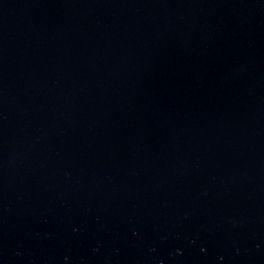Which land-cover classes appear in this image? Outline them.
Here are the masks:
<instances>
[{"label":"water","instance_id":"water-1","mask_svg":"<svg viewBox=\"0 0 264 264\" xmlns=\"http://www.w3.org/2000/svg\"><path fill=\"white\" fill-rule=\"evenodd\" d=\"M0 264H264V0H0Z\"/></svg>","mask_w":264,"mask_h":264}]
</instances>
